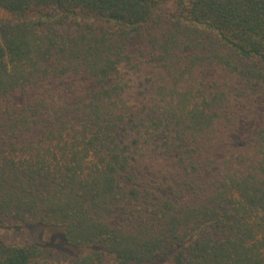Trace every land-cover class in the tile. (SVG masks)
<instances>
[{
	"label": "trees",
	"instance_id": "16d2710c",
	"mask_svg": "<svg viewBox=\"0 0 264 264\" xmlns=\"http://www.w3.org/2000/svg\"><path fill=\"white\" fill-rule=\"evenodd\" d=\"M0 264H264V0H0Z\"/></svg>",
	"mask_w": 264,
	"mask_h": 264
},
{
	"label": "rangeland",
	"instance_id": "374dc122",
	"mask_svg": "<svg viewBox=\"0 0 264 264\" xmlns=\"http://www.w3.org/2000/svg\"><path fill=\"white\" fill-rule=\"evenodd\" d=\"M161 76V71L158 68L152 66L144 68L143 71L139 74L132 75L133 83L132 88L129 91L130 95L133 96L132 98L138 102H143V100H145V97L149 94L148 87L151 83L150 81L152 79H160ZM211 76H215L217 79L221 78V75H217V72H210L208 78ZM26 230L21 233L4 231L3 236L8 241L27 240L41 246L52 247L64 251L69 250V248L65 244L63 234L59 229L48 227H31Z\"/></svg>",
	"mask_w": 264,
	"mask_h": 264
}]
</instances>
